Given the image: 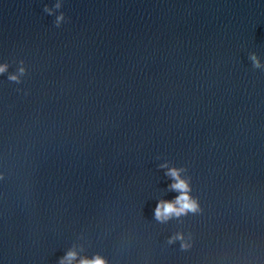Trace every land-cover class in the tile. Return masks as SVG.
<instances>
[{"label": "clouds", "instance_id": "9594fccd", "mask_svg": "<svg viewBox=\"0 0 264 264\" xmlns=\"http://www.w3.org/2000/svg\"><path fill=\"white\" fill-rule=\"evenodd\" d=\"M56 8H60L61 5L57 3ZM45 11L51 15V9L45 7ZM65 20L64 14L61 12L59 16L56 17L55 25L60 26L61 22ZM249 59L252 61V66L255 69H261L264 65H261L257 55L252 53L249 56ZM5 67H0V73L5 71ZM21 74H23L24 69H20ZM10 80H17L16 76H10ZM161 168H167V164H161ZM183 169H177L175 167L169 168L165 175L172 178L174 181L170 185V189L177 191L180 194L172 201L161 200L158 202L155 209V217L157 220L165 221L171 216L175 215L179 217L180 215L186 214L187 212H195L198 209L197 202L189 196L190 188L184 179L181 178L180 173ZM77 253L74 250H70L66 255L60 259L59 264H72L76 259ZM79 264H106L105 260L100 256H95L93 259L81 258Z\"/></svg>", "mask_w": 264, "mask_h": 264}]
</instances>
